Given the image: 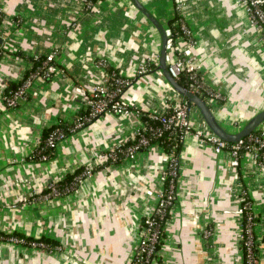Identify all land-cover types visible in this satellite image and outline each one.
Masks as SVG:
<instances>
[{
    "label": "crops",
    "instance_id": "0c3cea01",
    "mask_svg": "<svg viewBox=\"0 0 264 264\" xmlns=\"http://www.w3.org/2000/svg\"><path fill=\"white\" fill-rule=\"evenodd\" d=\"M138 1L163 28L176 15L172 0ZM0 9V232L58 243L47 253L0 240V264H131L141 223L157 202L146 192L162 188L165 152L159 144L135 160L100 168L73 194L30 204L19 199L95 164L138 124L134 116L98 118L60 143L50 162H25L44 129L85 110L75 88L103 79L100 62L129 81L122 99L139 111L164 112L176 99L162 74L154 72L157 29L129 0H97L91 8L85 0H0ZM182 18L200 72L222 96L221 103L206 102L217 121L235 133L264 110L261 32L241 0H188ZM55 52L63 75L37 79V97L7 109L3 92L22 80L30 58ZM147 63L150 71L139 75ZM191 124L207 131L199 114ZM179 162L176 201L152 264H243L242 193L259 219L257 263L264 264V170L248 154L234 168L229 153L216 154L191 137L181 143Z\"/></svg>",
    "mask_w": 264,
    "mask_h": 264
},
{
    "label": "built area",
    "instance_id": "2783aa9c",
    "mask_svg": "<svg viewBox=\"0 0 264 264\" xmlns=\"http://www.w3.org/2000/svg\"><path fill=\"white\" fill-rule=\"evenodd\" d=\"M93 1H85L86 6L91 8ZM176 15L178 16V24L180 26L181 35L175 38V34L170 27L164 29L166 37V57L165 62L169 75L176 81L180 76L187 81L188 90L201 97L206 95L207 99L221 100L222 96L218 92L208 90L205 86V78L200 72L198 60L193 52L195 42L191 37L190 31L182 18V10L188 3V0H172ZM241 5L246 9L251 25L261 32L260 41L264 47V0H241ZM56 52L45 56V61L42 63L39 70L30 73L17 87V89L9 95L3 94L2 100L7 109H16L27 99L37 97L35 81L37 79L48 81L56 76L63 75L62 69L56 63ZM104 62H100L99 66L103 68ZM150 65H142L138 74L143 75L150 71ZM155 71V70H154ZM161 75L160 71H155ZM129 81L123 79L119 75H108L105 73L103 79L92 84L88 88L76 87L75 92L86 110L84 118L75 117L70 123V133L75 134L82 130L86 124L102 118L107 115L116 117L134 116L138 120V124L129 134L123 143H116L106 153L102 154L95 164L87 165L83 168L79 175H76L70 185L61 192L56 183H50L40 192H30L27 196L19 199L22 204H30L34 202L50 201L59 198L63 193L69 195L76 192L80 184L85 179H88L96 167H105L121 163L123 161L135 160L137 155L142 151L149 149L153 144H159V139L164 137L165 133L170 134V139L174 138L175 143L181 144L186 137L196 139L202 145H210L213 147L216 154L227 152L231 157V166L239 167L241 159L245 155H251L258 167L264 170V129L261 125L255 130L257 135H248L244 139L228 143L212 134L201 119V122L206 127L207 131L196 130L191 127L192 112H196L194 106L185 98L176 95V99H171L166 106L164 112L151 111L147 113V119L156 121L159 127H150L143 125L141 121L140 111L127 104L122 95ZM173 135V136H172ZM66 138L59 135L58 142L62 143ZM130 141L129 144H126ZM53 139L48 142V145L57 148ZM175 151V148H174ZM180 153V152H179ZM179 153L165 154L163 163L164 170L160 176L162 188L160 190H149L146 192L149 197H156L157 202L151 216L146 217L140 226L138 232V242L134 247L133 258L131 264H152L158 257L159 246L162 241L164 227L168 221L169 214L174 207L176 201V184L179 175ZM240 203L243 206L240 208V214L243 215L245 209H249L250 205L245 201V198H240ZM256 216L249 214L244 228V234L239 235V246L245 252V258L248 264H256L251 256L254 245L252 228L253 219ZM11 243L22 245L23 240L10 239ZM32 248L44 250L46 246L43 243H30ZM58 248H56L57 250Z\"/></svg>",
    "mask_w": 264,
    "mask_h": 264
},
{
    "label": "trees",
    "instance_id": "16d2710c",
    "mask_svg": "<svg viewBox=\"0 0 264 264\" xmlns=\"http://www.w3.org/2000/svg\"><path fill=\"white\" fill-rule=\"evenodd\" d=\"M85 1H89V0H85ZM94 2V1H93ZM2 11L0 9V22L2 20ZM178 16L175 15L174 19L172 21H170L168 27L171 28V30L173 31V33L175 34V38H178L179 35H181V31H180V26L178 24ZM0 56H1V51H0ZM45 61V56H38V57H32L30 58V68L27 71V73L23 76L22 80L17 84H10L9 87L7 89H5V91L3 92V94L9 95L10 93L14 92L17 87L20 85V83L32 72H35L36 70H39L42 63ZM103 69L105 71V73H107L108 75L112 76V75H118L117 71L114 70L111 66H109L108 64H104ZM49 81V80H48ZM177 82L185 87L188 88L187 85V81H185V78L183 76H180L179 79L177 80ZM205 86L208 90H211L210 87L207 85V81L205 80ZM214 91V90H213ZM216 92V91H214ZM201 98H203L205 101L207 99V96H201ZM30 99H27L26 101H24L23 103L29 101ZM22 103V104H23ZM219 103H221V101H219ZM21 105V104H20ZM18 105L17 108L20 106ZM141 113V121L143 123V125H147L150 127H159V123L156 121H152L147 119V113L140 111ZM86 116V110H83L79 115H77L76 117H81L84 118ZM75 117L71 120H74ZM93 122V121H92ZM89 124V123H88ZM86 124V125H88ZM72 127V124L69 122H63L60 121L55 125H52L51 127H48L46 129H44L42 131V134L40 136V140L38 143V146L36 147V149L34 150V152H32V154L25 159V162H30V163H46V162H50L52 159L55 158L56 156V148H53L51 146L48 145V142L53 139V141L56 144H59L58 142V138L59 135H63L65 138L69 137L72 135V133H70V128ZM257 132H253L252 135H257ZM173 136V135H172ZM130 141H127L126 144H129ZM159 143L160 146L162 147V149L164 150L165 154H171V153H175L178 154L180 152L181 149V144H177L173 139H170V134L169 133H165L164 137L159 139ZM175 148V151H174ZM119 163H116L115 165H118ZM111 165V164H109ZM100 167H96L94 169V172L99 170ZM83 168H80L78 170H76L73 174H67L60 182L56 183L57 188L61 191L64 192L65 188L70 185L72 179L76 176L79 175L82 172ZM243 192V191H242ZM67 194L63 193L61 197L66 196ZM245 198V201L248 203V205H250L249 209H245L243 211V215H242V223H241V231L240 234H244V228H245V223H246V219L248 217L249 214H253L252 210H251V201L248 199L247 195L245 196V193L241 194L240 198ZM241 207L243 206L242 203ZM254 215V214H253ZM259 219L258 217H256L255 219H253V225L254 228H252V235H253V241H254V245L252 248V258L254 260H256V262H258V249L255 246V242L257 241L256 236H255V227L257 226ZM20 239L24 241V244H22V246H28L30 243H43L46 248L44 249L47 253H53L54 251H56V248L58 246V243L56 241H53L51 239L48 238H39V239H33V238H28L25 237L24 235L14 232L11 234H5L0 232V240L6 241V242H11L10 239ZM243 254V264H248L247 263V259L245 258V252L242 251ZM258 264V263H256Z\"/></svg>",
    "mask_w": 264,
    "mask_h": 264
},
{
    "label": "water",
    "instance_id": "95a60500",
    "mask_svg": "<svg viewBox=\"0 0 264 264\" xmlns=\"http://www.w3.org/2000/svg\"><path fill=\"white\" fill-rule=\"evenodd\" d=\"M130 3L140 11L157 29L160 37V49L158 55V64L155 71H160L168 87L174 91L178 96L187 99L196 109L200 118L205 123L207 129L216 137L228 143L238 142L251 133H253L260 125L264 123V110L252 117L240 130L232 133L225 129L215 118L208 103L195 93L189 91L187 88L181 86L174 78H172L167 70L165 62L166 57V37L163 26L152 16V14L145 9L138 0H129ZM1 42V38H0ZM154 71V72H155Z\"/></svg>",
    "mask_w": 264,
    "mask_h": 264
},
{
    "label": "rangeland",
    "instance_id": "374dc122",
    "mask_svg": "<svg viewBox=\"0 0 264 264\" xmlns=\"http://www.w3.org/2000/svg\"><path fill=\"white\" fill-rule=\"evenodd\" d=\"M198 114L196 113V112H192V115H191V117L193 118V117H195V116H197ZM71 121V120H70ZM69 122V121H68ZM255 246L257 247V243L255 242Z\"/></svg>",
    "mask_w": 264,
    "mask_h": 264
}]
</instances>
